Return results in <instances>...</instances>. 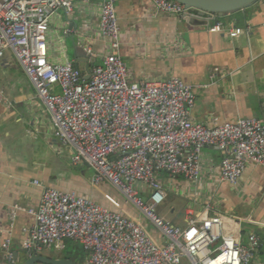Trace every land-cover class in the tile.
<instances>
[{
  "label": "built area",
  "instance_id": "obj_1",
  "mask_svg": "<svg viewBox=\"0 0 264 264\" xmlns=\"http://www.w3.org/2000/svg\"><path fill=\"white\" fill-rule=\"evenodd\" d=\"M118 1L101 6L99 31L110 51L93 65L88 80L73 63L49 60L51 19L58 9L72 14L74 0H0V63L12 51L45 106L55 137L71 149L72 164H89L92 184L114 187L165 243L130 216L77 193L46 188L39 207L28 210L35 222L23 249L32 256L47 248L62 251L73 241L82 246L87 264H264L262 238L251 233L244 246L236 217L211 215L208 204L199 217L189 212L181 228L158 211L168 198L162 174L198 181L207 146L222 151L220 179L234 186L249 164L264 168V124L245 118L208 127L192 119L195 96L181 79L133 81L119 52ZM152 1L158 14L180 16L190 9L173 0ZM210 31L224 28L218 22ZM243 33L228 31L232 38ZM86 53L92 56L93 50ZM20 211L15 206L11 219ZM2 248L6 261L16 264L10 236Z\"/></svg>",
  "mask_w": 264,
  "mask_h": 264
},
{
  "label": "crops",
  "instance_id": "obj_2",
  "mask_svg": "<svg viewBox=\"0 0 264 264\" xmlns=\"http://www.w3.org/2000/svg\"><path fill=\"white\" fill-rule=\"evenodd\" d=\"M104 1L74 0L72 14L57 10L47 33L52 63L71 62L85 75L102 63V56L110 51L109 40L99 31ZM116 13L119 52L133 81L181 79L195 96L192 119L208 127L245 118L264 124V0L220 18L224 31L219 33L210 31L217 23L212 16L158 14L152 0H119ZM233 28L244 33L232 38L228 31ZM86 48L93 50L92 56ZM0 90L4 93L0 102V264H9L2 248L6 236L11 237L16 264L27 262L30 256L23 242L35 222L28 210L39 207L46 188L74 192L130 216L143 223L155 240L165 243L114 187L106 182L92 184L95 171L90 165L72 164L71 149L55 137L44 104L10 50L0 63ZM222 158L218 148L205 147L198 181L162 174L168 198L158 211L185 228L189 212L199 217L210 204L211 215H231L241 221L243 243L255 233L264 244L257 232L264 236V168L249 164L234 186L220 179ZM86 169L94 172L92 177L88 178ZM15 206L24 211L12 220ZM244 222L251 231H244ZM67 243L62 251L47 248L38 255L87 264L82 246Z\"/></svg>",
  "mask_w": 264,
  "mask_h": 264
},
{
  "label": "water",
  "instance_id": "obj_3",
  "mask_svg": "<svg viewBox=\"0 0 264 264\" xmlns=\"http://www.w3.org/2000/svg\"><path fill=\"white\" fill-rule=\"evenodd\" d=\"M187 7H190L187 14H194L200 17H210L213 20L219 22L220 18H223L227 14L234 13L239 10L247 9L260 0H173ZM187 16V15H186ZM85 79H89V75L85 76ZM87 166L89 164H86ZM15 257L16 254H15ZM74 264L68 259L53 260L47 259L40 255H32L28 257L25 264Z\"/></svg>",
  "mask_w": 264,
  "mask_h": 264
},
{
  "label": "rangeland",
  "instance_id": "obj_4",
  "mask_svg": "<svg viewBox=\"0 0 264 264\" xmlns=\"http://www.w3.org/2000/svg\"><path fill=\"white\" fill-rule=\"evenodd\" d=\"M86 173L88 174V178H90V177H92L93 176V171H91V170H87L86 169ZM111 186V185H110ZM112 187V186H111ZM243 228H244V231L245 232H249V231H251V226L247 223V222H244V224H243ZM257 231V230H256ZM258 233H260V234H262V237H264L263 236V233H261V231H257ZM73 243L74 245H77V244H79V243H75V242H73V241H69L68 243ZM68 243H67V245H68ZM244 246H248L249 245V241L248 240H246V238L244 239ZM216 246H214L213 248H215ZM263 247H264V244H263ZM82 250H83V248H82ZM84 251V250H83ZM262 251H264V248L262 249ZM262 251H261V253H262ZM262 257H263V259H262V261H263V263H264V253L262 254Z\"/></svg>",
  "mask_w": 264,
  "mask_h": 264
},
{
  "label": "trees",
  "instance_id": "obj_5",
  "mask_svg": "<svg viewBox=\"0 0 264 264\" xmlns=\"http://www.w3.org/2000/svg\"><path fill=\"white\" fill-rule=\"evenodd\" d=\"M263 249V248H262ZM262 249H261V251H262Z\"/></svg>",
  "mask_w": 264,
  "mask_h": 264
},
{
  "label": "clouds",
  "instance_id": "obj_6",
  "mask_svg": "<svg viewBox=\"0 0 264 264\" xmlns=\"http://www.w3.org/2000/svg\"><path fill=\"white\" fill-rule=\"evenodd\" d=\"M218 23V22H217ZM76 243V242H75Z\"/></svg>",
  "mask_w": 264,
  "mask_h": 264
}]
</instances>
